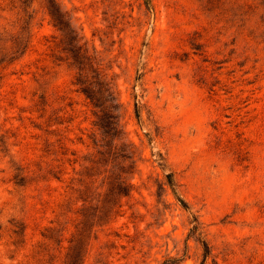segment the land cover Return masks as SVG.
I'll list each match as a JSON object with an SVG mask.
<instances>
[{
  "label": "rangeland",
  "instance_id": "374dc122",
  "mask_svg": "<svg viewBox=\"0 0 264 264\" xmlns=\"http://www.w3.org/2000/svg\"><path fill=\"white\" fill-rule=\"evenodd\" d=\"M22 1L0 0V264H264V0H55L134 154L108 221L111 159L89 166L112 141L46 0Z\"/></svg>",
  "mask_w": 264,
  "mask_h": 264
},
{
  "label": "trees",
  "instance_id": "16d2710c",
  "mask_svg": "<svg viewBox=\"0 0 264 264\" xmlns=\"http://www.w3.org/2000/svg\"><path fill=\"white\" fill-rule=\"evenodd\" d=\"M27 1L28 0H23L21 3L25 5ZM148 4V0H144L145 8H149ZM261 7H264V4H262ZM45 10L50 22L52 23V26L61 33L66 32V36L69 39L66 52H68L76 69L74 84L78 87L84 97L89 100L93 107L97 109L95 115V126L100 130L101 134L105 138H109L112 141V143L107 146H98L96 157L90 162L89 166L90 170L95 168V165L99 164L100 158L104 157L105 155L111 159L112 164L110 169L107 171L106 177L104 178L105 182L104 180L101 182V187L104 186L105 188L102 203L103 216L108 221L119 208V199L127 196L130 192L129 175L133 170L134 154L132 148L122 137L118 121L120 109L116 103L114 95H112L111 87L108 85V83L101 79V76L96 69L92 71L93 64L91 58L87 55V52L82 49V46L79 45L80 39L72 26L71 18H67L66 14L60 11L55 3V0H46ZM17 35V43L14 46V48L17 49L15 53L22 46V27L19 28ZM22 47L24 49L25 45ZM10 54H12V52ZM88 70H91V73L94 75L89 80L86 77ZM97 87H99V91L101 89L106 95H98L100 94L99 91H95ZM92 178L93 175H85L83 180L78 181L80 186L84 184V192H87L91 189V186L94 182V179ZM84 180L86 182H84ZM165 184L170 189L171 194L174 196L180 206L185 209L186 207L182 201H180V199L175 196V191L173 190L174 184L172 182L171 175H165ZM86 199L87 198L81 199V202L85 204ZM193 222H195V220H193ZM196 230L197 227L195 225L192 226L189 230L188 236H197L195 239L200 243L203 251L202 256L205 258L208 254L207 247L203 241L199 240ZM82 238L83 234L78 228V230H76L75 238L71 242L79 244Z\"/></svg>",
  "mask_w": 264,
  "mask_h": 264
}]
</instances>
